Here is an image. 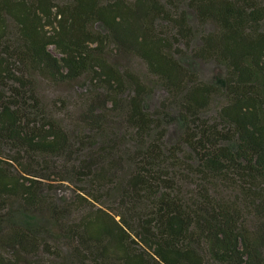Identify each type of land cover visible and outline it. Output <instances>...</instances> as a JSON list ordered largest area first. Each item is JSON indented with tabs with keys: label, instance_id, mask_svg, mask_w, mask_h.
<instances>
[{
	"label": "trees",
	"instance_id": "1",
	"mask_svg": "<svg viewBox=\"0 0 264 264\" xmlns=\"http://www.w3.org/2000/svg\"><path fill=\"white\" fill-rule=\"evenodd\" d=\"M0 264H264V0H0Z\"/></svg>",
	"mask_w": 264,
	"mask_h": 264
},
{
	"label": "rangeland",
	"instance_id": "2",
	"mask_svg": "<svg viewBox=\"0 0 264 264\" xmlns=\"http://www.w3.org/2000/svg\"><path fill=\"white\" fill-rule=\"evenodd\" d=\"M69 0H59V2H67ZM51 51L55 54L58 55V53L55 51L54 47H51ZM120 63L125 64L126 66H129L133 68L134 70L139 71L140 73L145 72V67L140 61L136 60H130V61H125L122 59H118ZM211 74V69L207 67L203 71V76L207 78ZM76 92V87H50V88H45V91L43 92V95L46 97L47 100H51L53 95L56 97H61L63 95H69V94H74ZM165 97V92L161 87L156 88L155 92L153 93V96L150 101V108L155 109L158 106L159 100ZM174 128H172V136H174ZM8 154V152H6ZM6 155V154H5ZM12 155V154H11ZM6 157V156H5ZM73 188L71 186H64L62 188V191H58V195L66 198H70L73 195L72 192Z\"/></svg>",
	"mask_w": 264,
	"mask_h": 264
}]
</instances>
